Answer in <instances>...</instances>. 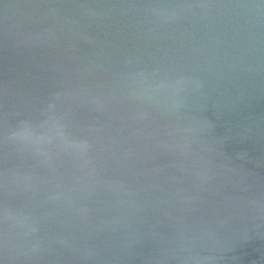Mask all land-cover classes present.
Masks as SVG:
<instances>
[{
	"label": "water",
	"instance_id": "water-1",
	"mask_svg": "<svg viewBox=\"0 0 264 264\" xmlns=\"http://www.w3.org/2000/svg\"><path fill=\"white\" fill-rule=\"evenodd\" d=\"M0 264H264V0H0Z\"/></svg>",
	"mask_w": 264,
	"mask_h": 264
}]
</instances>
